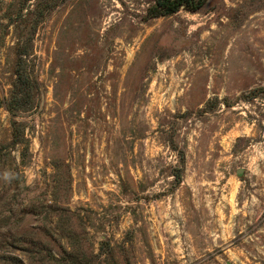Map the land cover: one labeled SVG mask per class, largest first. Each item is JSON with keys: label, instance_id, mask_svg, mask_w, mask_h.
Here are the masks:
<instances>
[{"label": "rangeland", "instance_id": "1", "mask_svg": "<svg viewBox=\"0 0 264 264\" xmlns=\"http://www.w3.org/2000/svg\"><path fill=\"white\" fill-rule=\"evenodd\" d=\"M144 6L0 0V264H264V0Z\"/></svg>", "mask_w": 264, "mask_h": 264}, {"label": "trees", "instance_id": "2", "mask_svg": "<svg viewBox=\"0 0 264 264\" xmlns=\"http://www.w3.org/2000/svg\"><path fill=\"white\" fill-rule=\"evenodd\" d=\"M122 1V0H119ZM208 0H145V6L143 8L144 19H149L157 16H167L177 12L180 9H184L190 12L199 11ZM21 75L24 74L20 71H16V78L12 82V88L10 89L9 100L6 102V109L9 111L10 115L14 117L17 111H24L27 108L22 103V92H23V81H21ZM24 85V84H23ZM15 121L12 122L13 125V136L15 133ZM16 140V135L14 136ZM182 158V157H181ZM177 181H180V169L176 172Z\"/></svg>", "mask_w": 264, "mask_h": 264}]
</instances>
